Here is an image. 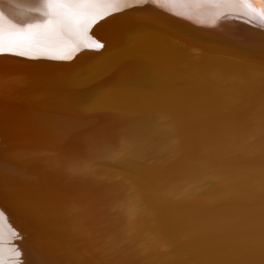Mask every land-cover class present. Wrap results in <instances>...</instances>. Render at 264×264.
Returning <instances> with one entry per match:
<instances>
[{
    "label": "bare ground",
    "instance_id": "obj_1",
    "mask_svg": "<svg viewBox=\"0 0 264 264\" xmlns=\"http://www.w3.org/2000/svg\"><path fill=\"white\" fill-rule=\"evenodd\" d=\"M211 1L0 0V246L12 264H264V0L227 14ZM175 13L201 28L214 15L224 52L157 35L183 30ZM219 135L223 179L197 175ZM183 193L200 200L158 210ZM188 218L204 244L252 223L234 240L257 257L194 258L176 235Z\"/></svg>",
    "mask_w": 264,
    "mask_h": 264
},
{
    "label": "rangeland",
    "instance_id": "obj_2",
    "mask_svg": "<svg viewBox=\"0 0 264 264\" xmlns=\"http://www.w3.org/2000/svg\"><path fill=\"white\" fill-rule=\"evenodd\" d=\"M216 1V2H215ZM253 1V2H252ZM230 2V3H229ZM242 2V3H241ZM247 2H251V3H256V2H254V0H212L210 3H211V5L209 6V7H213L215 10H217V11H220L221 13H225V14H227L228 12H234L237 8H239L238 10H242V9H240V7L242 8L243 6V8L246 10V12L248 13V9H247V7H246V3ZM223 3V4H222ZM234 5H233V4ZM214 4H215V6H214ZM233 6H232V5ZM224 5V6H223ZM235 5H237V6H235ZM235 7V8H234ZM237 11V10H236ZM243 11V10H242ZM232 12V13H233ZM246 14V13H245ZM244 14V15H245ZM264 14V13H263ZM262 14V15H263ZM175 15H177L178 17H174L173 18V23H168V24H170V25H172V27L173 28H175V27H179V28H182L183 30L182 31H176V32H161V31H158V32H156L157 33V35H159V36H162V37H165V36H167V37H172V34L173 35H175V36H177V37H180L182 40H193L194 41V43H199V44H204V43H211L210 41H211V39H212V41L214 42V40L215 41H221V39L220 40H218L217 38H215L216 36H215V31L217 30V29H215V27H216V25H217V23H218V21L214 18V15H209V16H207V18L205 19V27L204 28H201L200 26H198L192 19H190V18H188V17H186V16H184V15H181V14H179V13H175ZM246 17H248V18H246V20H247V23H250V22H253L251 19H253V18H251L250 19V17L251 16H248V14H246ZM250 21H249V20ZM170 20V19H169ZM168 20V21H169ZM231 21H234V19H231ZM56 24V23H55ZM54 24V25H55ZM57 25V24H56ZM62 24H58L57 25V27L56 28H58V27H60ZM196 29H200L201 31H202V34H204V32H205V34L207 35V38H204V39H202L201 41H196V40H194V37H193V35L195 34V30ZM204 31V32H203ZM133 32H135V31H133ZM219 32V31H218ZM137 33V32H136ZM105 34V36L106 37H109V38H111V40L113 41V36H111V35H108V33H104ZM118 34H119V32H118ZM119 39V38H118ZM116 40L115 42H112L113 44V46H115V45H120L121 46V44H122V41L121 40ZM101 40H103V38L101 39ZM128 40H130V41H132V40H134V39H132V38H129ZM217 42V43H218ZM217 43H213V44H215L213 47H218V48H220V46H221V44H217ZM216 45H218V46H216ZM220 45V46H219ZM128 46H131V45H128ZM119 47V46H118ZM100 48H104V46L103 47H100ZM224 48H225V46H224ZM224 48H223V46H222V48H220V53H222V52H224L223 50H224ZM222 49V50H221ZM60 51V54H62V52L65 50V49H55V51ZM200 51H203V52H205V53H210V51L208 50V49H199ZM249 57H247V58H245L246 60L248 59ZM93 59V60H92ZM103 59V56L101 57V56H99V55H97V54H95V55H92V56H90V57H88V61H91L92 63H98V62H100L101 60ZM243 61H245V60H243ZM243 63L241 62V63H237V64H235L234 66L236 67V69H235V67L234 66H228V69L229 70H232V67H233V69L235 70L234 72L235 73H233V76H231V77H235V79H233L231 82H233V81H236V79H237V75H238V73H240V72H238L239 70H241V69H243V68H241V66H239V65H242ZM239 66V67H238ZM238 67V68H237ZM246 67V70L247 69H249L250 67H252V66H246V65H244V68ZM239 68H241V69H239ZM253 68V67H252ZM216 70V69H215ZM222 69H218V70H216V71H221ZM238 70V71H237ZM242 71V70H241ZM244 72V71H243ZM230 80H231V78H230ZM238 81V80H237ZM236 83V82H235ZM214 88V87H213ZM210 89V91H209V93H207V94H205V97H206V101H207V109H208V107H210V106H212V105H214L215 103H216V101L217 100H215V97H213L212 96V91H215L216 92V89H218L219 91H220V89L219 88H214V89ZM248 99H246V100H250V99H254V97H247ZM212 100V101H211ZM210 101V102H209ZM206 103V102H205ZM217 104V103H216ZM208 111H209V109H208ZM44 137H50V135L49 134H45L44 135ZM222 137V136H221ZM220 137V135L218 136V138L220 139L221 138ZM218 139V140H219ZM221 139H223V137L221 138ZM220 139V140H221ZM49 141L50 142H54V140L53 139H49ZM223 140H221V142H220V146H222V149L220 148V146H219V148H218V150H215L216 151V154L218 153V151L219 150H223L222 152L224 153L225 151H224V149H223V145H224V147H225V142H222ZM63 143L62 144H66V142L63 140L62 141ZM222 143V144H221ZM215 151H213L214 153H215ZM221 151H219V153L221 152ZM211 152V153H210ZM210 152L208 153V154H205V155H209V158H207V157H205V155H204V158H203V156H202V158H203V160L205 161V162H207V163H205V162H203V160L202 161H200V158H198L197 159V165H196V172H197V175L199 174L200 176H203V175H205L206 177H211V176H208L210 173V175H213L214 174V172L215 173H218L219 172V170H217L218 168L220 169V170H222V168H223V165L225 164V159H226V157H224L225 155L222 153L221 155L218 153V157L220 158H218V157H216L217 155L216 154H214V153H212V151L210 150ZM214 154L215 155V157H214V155L212 156V155ZM224 155V156H223ZM213 160H212V159ZM219 160H218V159ZM210 159V161H208ZM215 159H217L216 161H215ZM223 159H224V161H223ZM213 162H212V161ZM174 161H176L175 159H173L172 161H171V164L172 165H168V167H167V169H172V168H177L178 167V165H176L177 163H173ZM199 161V162H198ZM170 162V161H169ZM213 163L212 165H216V163L217 162H219L220 163V165L218 164V167H216V166H213L212 167V165H211V163ZM214 162H216V163H214ZM202 163V164H201ZM205 163V164H204ZM209 163H210V165H209ZM223 163V164H222ZM170 164V163H169ZM200 164V165H199ZM208 164V165H207ZM199 165V166H198ZM202 166V167H201ZM209 166V167H208ZM170 167V168H169ZM172 167V168H171ZM221 167V168H220ZM214 169V170H216V171H214V170H212V169ZM202 169V170H201ZM205 169H207V171L205 170ZM205 170V171H204ZM210 170H212V171H210ZM206 172V174L204 173V172ZM209 171H210V173H209ZM218 171V172H217ZM203 174H202V173ZM213 173V174H212ZM217 175V174H216ZM216 178H218V179H223L221 176H220V174L218 173V175L217 176H215ZM215 177H213V178H215ZM212 178V177H211ZM215 178V179H216ZM195 180V177L193 178V180H191V181H194ZM172 195L173 194H171L170 196L168 195L167 197H168V199H167V202H166V204H163V203H160L159 204V209L158 210H160V211H162L165 215H168L169 214V211H170V208H171V205H173V204H175V203H182V205L184 204V203H186L185 201H187V203L190 205V203L191 204H193V202L195 203L196 201H198V200H200V197H197L196 199H192L190 202H188V197L186 196V194H177V196H175V195H173V200H172ZM207 195V194H206ZM181 197H183V198H181ZM210 197H211V195H210ZM209 197V198H210ZM180 198V199H179ZM211 198H213V197H211ZM179 199V200H178ZM169 200V201H168ZM184 200V201H183ZM186 203V204H187ZM187 204V205H188ZM145 205V204H144ZM142 206L143 208L144 207H149V208H151L152 206H154V205H152V204H150V203H146V205L145 206ZM169 205V206H168ZM147 207V208H148ZM168 209V210H167ZM185 209V208H184ZM264 219V218H263ZM188 220V223L190 222V224H188L185 228L187 229H183V230H180V231H178V233H176V235H178V237H180V245H182L183 247H181V249H182V251H185V252H193L192 254L195 256L194 258H196V256H198L199 258L200 257H205V256H207V255H209V254H213V253H217L216 254V260H217V262L218 261H226L227 259L229 260V258H228V254L229 255H231V254H234V253H237L238 255H240V254H252L251 256L252 257H257V252L256 251H254V249L253 248H251V246L250 247H242V248H239L238 250H237V248H238V245L236 244V242L239 244V238L237 239V237H240L241 235H244V236H246L245 234H247L248 233V235L250 234H252V235H254V233L252 232L253 231V225H251V224H249V225H244V226H246V227H244V226H241L240 225V229L241 230H239V227H238V225H239V222L240 223H243V224H245L246 223V221L245 220H240V221H236V222H234V223H232V224H228L229 225V227L230 226H232V228L230 227H228V225L227 226H225L224 228L227 230V229H231V231H232V233L233 234H235V236L234 235H232L231 233H229V232H231L230 230H229V232H228V230L226 231L224 228H223V230H220L219 232L220 233H216L215 234V238L213 237V239L211 240V239H209V240H206V241H208V242H205V244H207V245H205L204 244V242H196L198 239H199V237L201 238V237H203V234L200 232V230L198 231V229L196 228V225L198 226L199 224L197 223V220L196 219H191V218H188L187 219ZM190 220V221H189ZM196 222H195V221ZM192 221V222H191ZM263 222H264V220H263ZM247 224V223H246ZM264 224V223H263ZM191 225V226H190ZM193 225V226H192ZM235 226H237V228L235 227ZM190 229H189V228ZM226 227H228V228H226ZM248 227V228H247ZM242 228H244L243 230H242ZM194 229V230H193ZM195 229H197V231L195 230ZM233 229H234V231H233ZM236 229V230H235ZM189 230H191V231H189ZM186 231H188V232H186ZM195 231V232H194ZM239 231V232H238ZM251 231V232H250ZM194 232V233H193ZM227 232V233H226ZM223 233H225V235L223 234ZM171 234H172V236H173V233L171 232ZM236 234L238 235V236H236ZM190 235V236H189ZM198 235V236H197ZM205 235V234H204ZM217 235V236H216ZM227 235V236H226ZM194 236V237H193ZM209 236V235H208ZM233 236V237H232ZM205 237V236H204ZM234 238H236L235 240H236V242H235V240H234ZM241 238H242V236H241ZM215 239V240H214ZM176 240V239H175ZM211 240V241H210ZM219 240V241H218ZM238 240V241H237ZM169 241V243H172L173 242V240H172V237L170 238V240H168ZM216 241H218V242H216ZM212 242V243H211ZM202 243H203V245H202ZM209 243V244H208ZM216 243H219V244H216ZM223 243H225V244H223ZM201 244V245H200ZM236 246H235V245ZM210 245V246H209ZM212 245V246H211ZM239 245H241V244H239ZM207 246H209V247H207ZM215 246H217L216 248H215ZM222 246V247H221ZM226 246V247H225ZM207 247V248H206ZM211 247V249L212 250H214V248L217 250H215V251H212L211 249H209ZM214 247V248H213ZM219 247V248H218ZM227 247H229V248H227ZM261 247L264 249V245H261ZM236 248V249H235ZM224 249V250H223ZM234 250V251H233ZM245 251V252H244ZM196 252V253H195ZM213 252V253H212ZM220 252H222V253H220ZM254 252V253H253ZM201 255V256H200ZM217 255H219V256H217ZM220 255H222V256H220ZM198 257H197V259H198ZM219 257H221V258H219ZM215 260V261H216ZM13 262H12V260L10 259V256H9V254L8 253H5V251L1 248V246H0V264H12ZM214 264H216V263H214ZM224 264H227L226 262L224 263Z\"/></svg>",
    "mask_w": 264,
    "mask_h": 264
},
{
    "label": "snow or ice",
    "instance_id": "obj_3",
    "mask_svg": "<svg viewBox=\"0 0 264 264\" xmlns=\"http://www.w3.org/2000/svg\"><path fill=\"white\" fill-rule=\"evenodd\" d=\"M83 2H87V0H83ZM98 47H103L102 44L98 45Z\"/></svg>",
    "mask_w": 264,
    "mask_h": 264
},
{
    "label": "water",
    "instance_id": "obj_4",
    "mask_svg": "<svg viewBox=\"0 0 264 264\" xmlns=\"http://www.w3.org/2000/svg\"><path fill=\"white\" fill-rule=\"evenodd\" d=\"M102 37H103V39H104V40H106V38H107V37L105 36V34H104V33H103V36H102ZM110 46H111V45H110Z\"/></svg>",
    "mask_w": 264,
    "mask_h": 264
}]
</instances>
